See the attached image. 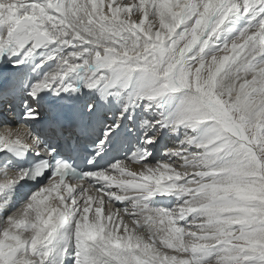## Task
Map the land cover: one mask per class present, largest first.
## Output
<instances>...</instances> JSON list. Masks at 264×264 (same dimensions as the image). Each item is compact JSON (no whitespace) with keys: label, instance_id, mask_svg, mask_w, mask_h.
I'll return each instance as SVG.
<instances>
[{"label":"snow or ice","instance_id":"1","mask_svg":"<svg viewBox=\"0 0 264 264\" xmlns=\"http://www.w3.org/2000/svg\"><path fill=\"white\" fill-rule=\"evenodd\" d=\"M0 264H264V0H0Z\"/></svg>","mask_w":264,"mask_h":264}]
</instances>
